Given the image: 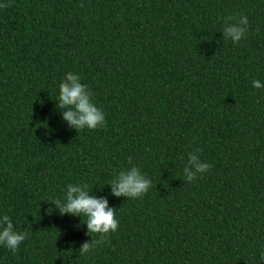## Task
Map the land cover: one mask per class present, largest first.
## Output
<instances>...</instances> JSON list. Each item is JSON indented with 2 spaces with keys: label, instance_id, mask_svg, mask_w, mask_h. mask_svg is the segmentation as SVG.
Instances as JSON below:
<instances>
[{
  "label": "trees",
  "instance_id": "16d2710c",
  "mask_svg": "<svg viewBox=\"0 0 264 264\" xmlns=\"http://www.w3.org/2000/svg\"><path fill=\"white\" fill-rule=\"evenodd\" d=\"M0 222L28 237L0 264H264V0H0ZM81 4L83 7H81ZM248 18L238 43L224 28ZM235 19L226 20L225 17ZM87 85L104 125L63 120L59 83ZM199 149V151H197ZM195 155L211 165L189 182ZM132 164L139 198L110 182ZM118 228L91 253L67 185Z\"/></svg>",
  "mask_w": 264,
  "mask_h": 264
},
{
  "label": "clouds",
  "instance_id": "9594fccd",
  "mask_svg": "<svg viewBox=\"0 0 264 264\" xmlns=\"http://www.w3.org/2000/svg\"><path fill=\"white\" fill-rule=\"evenodd\" d=\"M8 6V4L0 5V7ZM81 7H83L82 4ZM237 16V23L229 24L224 28L225 37H230L234 44L242 40L248 27L247 16L241 14H237ZM235 18L234 16L225 17L226 20ZM80 79L79 75L69 71L59 83L58 106L65 109L62 112V118L77 130L102 127L105 123L104 113L95 106L91 98L92 93L88 90L87 85L80 82ZM252 85L257 89L264 87V84L259 80H253ZM189 161L195 169L194 172H189L187 167L183 169L189 182L195 180L197 174H203L211 168L210 164L199 162L195 155H190ZM131 162V157H129L131 166L119 171L118 175L110 182L112 195L139 198L147 193L151 187L150 179L141 173L138 166ZM89 192L87 185L69 184L64 198L54 199L51 202L62 215L79 216L81 220L83 218L88 235L90 233L98 234V239H91L90 242L81 245L79 248L81 255L91 253L95 247L107 242V234L115 232L118 228L115 209L108 207L107 199L104 197L96 198ZM27 237V232H19L14 229L9 216H3L2 222H0V245L15 253ZM260 260H264V251L261 253Z\"/></svg>",
  "mask_w": 264,
  "mask_h": 264
}]
</instances>
